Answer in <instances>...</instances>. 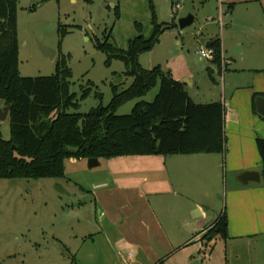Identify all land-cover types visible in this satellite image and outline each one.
<instances>
[{"label": "rangeland", "instance_id": "374dc122", "mask_svg": "<svg viewBox=\"0 0 264 264\" xmlns=\"http://www.w3.org/2000/svg\"><path fill=\"white\" fill-rule=\"evenodd\" d=\"M229 1L152 0L157 21L174 22L176 26L165 29L159 36V42L140 55V64L144 68L159 65L163 72L170 71L181 82H185V89L195 103L216 101L226 96L230 104L231 99L227 93L235 85L252 84L253 79L255 86L264 85L262 72H257L252 67L247 68L251 61L255 64L262 61L258 52H262L264 48L261 47L264 43V0ZM232 1L235 4L229 7ZM117 4L120 6L118 18L114 9ZM31 5L36 6L35 11L31 9ZM16 7L20 75H51L56 69L57 54L61 52L68 55L70 91L80 98L83 88L89 86L91 89L87 96L79 99L76 111L80 112H88L95 106L96 93L103 94L101 100L106 105L113 95L112 84H116L119 91L126 89L133 80L132 76L123 74L126 66L122 60L113 58L110 65L106 64L107 57L96 46L97 40L103 41L111 31L110 41L125 49L129 39L139 33L136 22L141 24L144 37H148L153 28L148 0H47L39 4L38 0H18ZM188 15L192 16L193 22L180 27L179 19ZM59 24L67 29L60 45ZM215 36L225 39V54L235 59L233 67H242V70L226 71L227 65L224 72L220 70L223 73L219 72L210 58L200 54L199 49H206V42ZM41 45L56 50L55 57L50 59L44 55ZM236 46L247 47L240 53H234ZM251 47L256 51L250 50ZM224 64L227 63L223 58L221 66ZM252 89L258 90H237L234 101H245L247 92L251 93ZM156 93L157 86L144 97L119 105L116 108L117 114L130 113L136 101H151ZM3 106L0 100V108ZM229 109L230 106L227 105L225 112ZM224 124L227 146L236 133L251 132V126L247 125L246 129L243 124L235 130L231 120L225 116ZM0 130L3 138L8 140V117L0 121ZM255 133L263 137L259 132ZM255 152L258 156L257 148ZM107 163L103 160L101 165L89 168L85 159L66 158L65 176L59 179H0V264H76L81 235L92 231V223L89 225L87 219H95L94 198L89 192L91 181L97 177H107ZM252 185L264 189V178L252 182ZM58 186H63L66 192H60ZM225 191L222 178L216 184V204L212 219L219 216V210L223 208L231 220L232 233L237 235L248 232L247 229L242 231L243 221L239 220V216H248L252 218L250 221L259 222L261 212L258 208L252 213L253 211L242 210L237 206L235 212H232V205L228 204L227 199L231 195L227 192L226 196ZM254 194L258 198L263 196L261 192ZM258 224L260 229L263 228L262 224ZM80 227L82 229L78 231ZM261 238L229 237L224 240L218 237L214 242L204 241L207 244L206 253L199 256L204 259V264H223L226 253L228 263L236 256L237 264H252L255 260L254 250L257 252L264 248V240ZM87 245L89 246V241Z\"/></svg>", "mask_w": 264, "mask_h": 264}, {"label": "trees", "instance_id": "16d2710c", "mask_svg": "<svg viewBox=\"0 0 264 264\" xmlns=\"http://www.w3.org/2000/svg\"><path fill=\"white\" fill-rule=\"evenodd\" d=\"M17 1L0 0V100L4 106L9 105L10 130L8 140L0 130V179H59L65 176L66 158L109 159L132 154L166 156L226 151L222 100L195 103L185 89V82L175 79L170 71L163 72L159 65L144 68L140 64V55L159 42L165 29L176 26L174 22L157 21L152 0L148 1L153 28L148 37L143 36L141 24L136 22L139 33L129 39L125 49L110 41L111 31L103 41L97 40L96 46L107 57L106 64L110 65L113 58L122 60L126 66L123 74L132 76L133 80L119 91L117 85L112 84L113 95L106 105L101 100L103 94L96 93V104L88 112L76 111L79 99L87 96L91 89L83 88L80 98L70 91L68 55L57 54L56 69L51 75H20ZM45 1L38 0V4ZM30 7L36 10L35 5ZM114 9L118 18L120 6L117 4ZM58 33L60 45L67 33L66 27L59 24ZM206 47L213 49L211 61L217 71L222 72L221 38L209 39ZM156 86L157 93L151 101L140 99L130 113L117 114L119 105L144 97ZM259 96L264 97V94L253 93L255 111V100ZM255 141L264 177V138L257 136ZM217 236L224 240L230 237L224 209L201 240L209 243ZM155 264H165L164 259Z\"/></svg>", "mask_w": 264, "mask_h": 264}, {"label": "crops", "instance_id": "0c3cea01", "mask_svg": "<svg viewBox=\"0 0 264 264\" xmlns=\"http://www.w3.org/2000/svg\"><path fill=\"white\" fill-rule=\"evenodd\" d=\"M219 1L225 3L229 0ZM232 3L235 4L234 1L230 4ZM224 40L222 37L221 50L224 59L228 61L226 71L242 70V67H233L235 59L225 54L227 45ZM236 47L234 53H240L247 46ZM261 47H264V43ZM251 49L256 51L254 47ZM258 53L262 63L255 64L251 61L247 68L252 67L264 75V48ZM173 77L179 80L178 77ZM241 88L258 90L247 92L245 101H234L235 93ZM254 92L264 94V85L255 86L253 79L252 84H237L228 91L230 104L226 96L217 99L222 100L225 109L227 105L230 106L225 117L231 120L235 130L240 124L246 129L247 125L251 126V132L236 133V136L230 138L226 153L166 156L132 154L109 159L98 158L100 165L103 160L108 162V175L91 181L89 192L94 198L95 219H87L89 225L92 223V231L81 235L76 264H155L160 259H164L165 264H204V259L199 255L206 253L207 244L201 237L218 217L212 219V211L216 204V184L222 178L226 194L228 192L231 195L227 199L228 204L232 205V212H235L236 206L253 211L252 213L258 208L262 215L259 222L250 221L252 218L248 216H239V220L243 221L242 231L247 229L248 232L237 235L232 233L228 216L229 236L251 239L261 236L264 240V189L252 185V182L264 178L261 158L255 152V137L258 136L255 132L264 137V116L252 106ZM246 171L258 172L260 179L242 183L239 175ZM239 184L246 187H240ZM255 192L263 193L262 198H258ZM258 223L263 228L260 229ZM81 229L82 227L78 231ZM254 255L255 264H264V248L257 252L255 249ZM237 261L235 256L228 263L226 253L223 264H237Z\"/></svg>", "mask_w": 264, "mask_h": 264}, {"label": "water", "instance_id": "95a60500", "mask_svg": "<svg viewBox=\"0 0 264 264\" xmlns=\"http://www.w3.org/2000/svg\"><path fill=\"white\" fill-rule=\"evenodd\" d=\"M192 16L188 15V16H184L181 17L179 19V26L180 27H185L187 25H190L193 20H192ZM41 51L43 52L44 55L48 56L50 59H53L56 55V50L51 49L49 47H46L44 45H41ZM256 106H257V111L264 116V97L263 96H259L256 98L255 100ZM8 109H9V105L7 106H3L0 108V121L1 120H5L8 116ZM86 162L88 163V167L89 168H93L96 167L97 165H100L98 158H88L86 160ZM259 173L254 171V172H250V171H246L243 172L239 175V180L242 183H247L248 180H259L260 176H258ZM60 192H66L63 186H58L57 188Z\"/></svg>", "mask_w": 264, "mask_h": 264}, {"label": "built area", "instance_id": "2783aa9c", "mask_svg": "<svg viewBox=\"0 0 264 264\" xmlns=\"http://www.w3.org/2000/svg\"><path fill=\"white\" fill-rule=\"evenodd\" d=\"M177 7L179 6V4L176 5ZM200 54H202L204 57L210 58L212 59L214 57V51L211 48H206V49H199ZM226 63H228L227 60H225ZM226 67V64L222 65V71L224 70V68Z\"/></svg>", "mask_w": 264, "mask_h": 264}]
</instances>
